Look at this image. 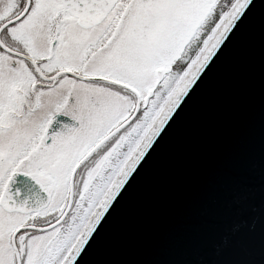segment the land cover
I'll use <instances>...</instances> for the list:
<instances>
[{
    "label": "snow or ice",
    "instance_id": "snow-or-ice-1",
    "mask_svg": "<svg viewBox=\"0 0 264 264\" xmlns=\"http://www.w3.org/2000/svg\"><path fill=\"white\" fill-rule=\"evenodd\" d=\"M249 43L264 167V0H0V264H143L116 225ZM241 226L217 264H264Z\"/></svg>",
    "mask_w": 264,
    "mask_h": 264
},
{
    "label": "water",
    "instance_id": "water-1",
    "mask_svg": "<svg viewBox=\"0 0 264 264\" xmlns=\"http://www.w3.org/2000/svg\"><path fill=\"white\" fill-rule=\"evenodd\" d=\"M253 45L227 66L186 131H182L116 225L107 258L143 264H217L248 243L239 223L264 204Z\"/></svg>",
    "mask_w": 264,
    "mask_h": 264
}]
</instances>
